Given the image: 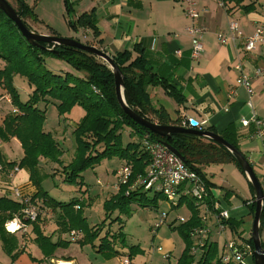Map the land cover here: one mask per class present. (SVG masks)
Returning <instances> with one entry per match:
<instances>
[{
	"label": "trees",
	"instance_id": "1",
	"mask_svg": "<svg viewBox=\"0 0 264 264\" xmlns=\"http://www.w3.org/2000/svg\"><path fill=\"white\" fill-rule=\"evenodd\" d=\"M15 10L24 26L35 32L28 22L38 23L33 7L25 3V0H5ZM65 10L67 27L77 32L79 29L90 30L92 36L97 35L95 28V17L93 11L82 13L74 17L73 4L70 0H61ZM224 2L225 0H220ZM14 4V5H13ZM50 36H56L49 30ZM36 33V32H35ZM79 42V40L74 39ZM92 46L91 43H82ZM97 48V47H96ZM100 47H98L99 49ZM100 50V49H99ZM51 56L63 60L71 69V72L53 73L46 69L44 57ZM114 64L119 68L123 77V98L126 106L139 116L150 122L164 125L177 126L181 124L170 121L165 110L156 107L150 98L149 89L160 88L165 95L172 98L176 103H181L179 93L170 86L167 80L159 77L153 72L142 49L135 47L132 51H124L111 56ZM0 88L6 93L11 106L16 112L5 116L0 127V139L15 138L23 152L19 162H5L0 156V173L9 172L14 168L28 171L29 178L36 188L35 195L30 199L31 204L37 209L41 208L38 202L46 209L59 211L61 232L67 233L77 230L83 234L80 245L89 244L93 247L95 240L99 241L97 249L99 252L107 251L115 255L117 251L114 245L124 246L125 234L119 226L117 232L107 229L100 237L108 219L100 224L89 228L82 214V205L77 199L72 198L68 203H60L42 190L38 180V169L41 160L49 161L62 168L63 182L81 184L78 179L89 169H93L103 159L117 158L130 167V176L125 185H120L116 194L111 195L103 204L106 213L112 210L130 213L132 203L141 208L157 207V202L163 201L164 197L154 193L153 198H146L142 188H132L135 180L142 176L149 163V157L142 145V139L148 135L150 139L161 144L170 146L182 159V162L191 170L197 172L204 180L207 192L211 184L205 180L203 169L210 165L233 164L243 175L239 165L233 156L220 145L190 134H173L168 138H161L148 133L147 130L133 122L126 116L116 98L114 78L111 70L106 64L96 57L71 47L41 44V48L30 46L22 37L18 28L0 10ZM14 77H20L30 87V93L25 102H21L18 91L14 87ZM53 105L59 116L69 113L74 107L83 110V115L72 131L74 152L72 160L62 164V149L57 140L50 132L43 130L46 107ZM127 129L130 139L137 136L136 141L122 144V132ZM208 132L214 133L212 129ZM237 150L236 143L220 136ZM54 174V173H53ZM46 176V175H45ZM244 176V175H243ZM42 177V176H40ZM252 194L251 203L248 204L249 212L253 216L254 190L248 183ZM209 197V194H208ZM207 204H213L211 198L206 199ZM186 204L190 217L186 222L180 223L176 228L184 248L177 259L176 264H226L218 256V248L214 243H206L198 260L191 254L193 241L190 234L194 230L204 227V223L198 217V209L194 206L191 198H181L177 207ZM78 206L77 210L74 207ZM23 208L18 202L7 197H0V243L1 249L11 262H14L18 252L17 238L6 232L4 225L14 217L18 218L23 226H30L34 235L33 244L40 250L43 259L51 260L57 247L65 246L64 243H53L51 237L43 234L40 228V218L37 216L34 222L20 217ZM120 220L118 217L114 221ZM109 222L108 225L111 224ZM120 223H122L120 221ZM112 233V234H110ZM260 236L264 234V208L260 215ZM247 244L252 248L251 239ZM64 244V245H63ZM264 248V239L261 243ZM137 249V247H130ZM136 255V250H129L128 259ZM34 262L35 259L31 258ZM227 264H237L229 262Z\"/></svg>",
	"mask_w": 264,
	"mask_h": 264
},
{
	"label": "crops",
	"instance_id": "2",
	"mask_svg": "<svg viewBox=\"0 0 264 264\" xmlns=\"http://www.w3.org/2000/svg\"><path fill=\"white\" fill-rule=\"evenodd\" d=\"M55 1L56 7L57 2L62 4V1ZM195 1L202 12L193 23L204 29L203 52L195 63L189 58L191 41L185 31L192 22L184 15L181 0H70L73 4L74 17L93 11L97 35L93 37L91 31L86 29H79L77 32L71 31L61 15V33L59 31L58 35L77 40L83 38L85 43L100 47L99 49L109 56L132 51L135 47L142 49L153 72L167 80L182 98V102L178 104L165 95L160 88H154L149 89L152 103L156 107L163 108L170 121L178 120L181 124L187 119H193L195 122L201 123V131L212 129L215 134L223 135L234 141L251 165L257 179L262 183L264 179V136L261 140L254 136L255 126L253 124L243 130L240 121L255 117L264 122V81L254 78L256 69L264 70V37L261 42L256 44L251 53H245L243 41L235 39L223 44L218 35L222 34L227 38L230 36L228 24L231 21L238 24L239 31L245 37L252 35L256 27L264 25V0ZM44 16L46 19L44 22L55 29V25L51 23V17L47 15L46 11H44ZM41 35H49V32L46 30ZM235 65H240L241 72L234 69ZM2 66L3 63L0 61V68ZM240 73L251 82L253 90L250 98L251 108L247 105L248 95L245 89L235 86V81ZM232 89H234V94L230 95ZM14 111L8 96L0 88V127L5 116ZM76 124H73V129ZM62 143H64L63 140L61 143L58 142L61 149L63 148ZM0 156L7 163L19 162L23 157L19 142L15 138L0 139ZM42 162L48 163L46 160H41L40 163ZM123 163V161H119V167ZM48 167L52 169L55 166L53 163H49ZM116 170L111 172L114 177ZM40 174L41 176L46 175L45 173ZM203 175L205 180L211 184L209 192H207V199L211 198L212 203L220 210H226L229 213V220L225 223L222 233H218L213 219L208 217L204 223L208 233L202 239L203 246L207 242L216 244L218 256L221 258L225 243L232 242L241 250L244 263L254 264L252 250L246 242L250 238L252 224V215L247 207L252 200L248 182L231 163L207 166L203 169ZM115 183L110 181L105 186V190L108 192L106 194H109V197L117 192ZM110 185H113L112 190ZM13 188L21 189L30 199L36 193L29 173L24 169L17 168V171L0 173V197H7L15 201L12 195ZM38 205L44 210L40 211L42 212L40 213L41 231L44 235L51 237L53 243H66V248L56 249L53 254L54 259L49 261L43 259L40 250L32 242L34 235L31 232V227L24 226L20 231L12 234L18 240L20 254L14 262H11L2 251L0 243V264H56L59 261L69 264H121L122 258H128L129 253H125L119 245L113 246V249L117 251L115 255L107 251L99 252L97 249L98 240L93 242V247L89 244L80 245L79 242L82 240L83 234L77 230L70 232H77L80 238L71 240L70 232L64 233L59 229L61 227L59 211L46 209L41 205V202H38ZM160 205L165 208L162 212L166 214H168L167 210L177 209L178 211L182 208L188 210L186 204L179 207L177 205L170 206L165 200L157 202L156 208ZM77 207L75 206L74 210H77ZM148 209L153 210L154 208ZM201 212V210L198 211L200 219L203 214ZM189 213L186 217L184 216L185 222L190 217ZM82 214L87 226L93 227L89 223L92 213H85L83 210ZM178 225L176 221L172 222L171 220L167 224V229L174 234ZM28 229L31 240L22 242L23 233H27ZM107 229L110 230V227H105L99 238L104 235ZM110 232L113 231L110 230ZM121 232L123 233L122 229ZM192 239L194 242L191 254L194 255L195 260H198L203 246L197 247V242L200 241L199 237H191ZM182 245L174 264L184 248V244ZM162 246L164 251L172 256L175 250L173 239L171 237L163 238ZM136 247L137 254L139 247ZM193 248L196 249L194 253L192 252ZM69 249L70 254L68 253ZM133 257L129 258L131 264ZM31 258L40 262H34Z\"/></svg>",
	"mask_w": 264,
	"mask_h": 264
},
{
	"label": "rangeland",
	"instance_id": "3",
	"mask_svg": "<svg viewBox=\"0 0 264 264\" xmlns=\"http://www.w3.org/2000/svg\"><path fill=\"white\" fill-rule=\"evenodd\" d=\"M58 1L61 2V0ZM55 2V0H25V3L27 5L33 7V11L38 19V23L36 24L28 22L29 26L32 27V29L37 34H41L46 30L48 32H50L49 30H51L56 35H58L59 31L61 33L60 25H62V19L60 15L63 16L65 20V10L61 3L57 2L58 5L56 7ZM44 11H46L47 15L51 17L50 21L53 25H55V29L44 22L46 21V19L44 18ZM71 15L74 16V12H72ZM58 37L65 38L59 35ZM79 40L81 43H85V40L83 38H79ZM44 59L46 69L52 71L53 73L61 74L65 72H71L70 67L61 59L51 56H46L44 57ZM13 81L14 87L18 91L20 101L25 102L27 99V95L30 93V87L20 77H14ZM82 115L83 110L79 107H74L69 113H66L62 116H59L57 114V111L53 105H48L46 107L43 130L45 132H50L56 138V140L58 139V142L61 143L62 140L64 141V143L61 144V146H63V158L61 157L63 165H67L72 160L74 152V142L72 136L73 124L77 123ZM129 134L130 133L127 129L122 132L121 141L123 145H125L129 141H136L137 136L130 139ZM49 163L51 162L48 161L47 164L44 162L40 163V169H38V180L40 181L42 190L47 194V197L52 198L60 203H68L71 198L75 197V199L81 202V205L83 207L82 211L84 210L85 213H92V217H90L89 221L92 226L100 224L105 218L108 219L106 221V225L110 226V230L113 232H117L119 226H122V231L125 234V244L122 247V250L125 253H129V250H135L134 248L130 249L131 246L139 247L138 253L133 257L132 264L175 263L176 257H178L183 243L180 237H178L177 235V230L173 234L172 232L168 231L167 224L171 220L172 222L174 220L178 224H180L179 219L185 222V217L189 213L188 210L186 211L183 208L178 211L177 209H173L171 211L167 210L168 216H166V223L160 226V229L158 228L159 230H154L153 226L155 225V223H157L159 214L162 213L163 210H165V208L161 205L156 209L149 210L148 208L137 207L132 203L131 205H129V214H126L124 211L119 212L118 210H112L111 213H106L104 211L103 204L109 199V194H106L108 192L105 190V186L110 181L114 183L116 181L111 172L119 169V160L117 158L103 159L93 169H89L84 172L82 174L83 177L78 179V183L79 181L82 182L81 184L79 183V185L75 183L70 184L63 182L61 166L53 164V166L55 167L51 169L52 165H50L51 167H48ZM40 173H45L46 176L43 175L42 177H40ZM112 186L110 185L111 190L113 188ZM145 196L146 198L150 199L153 198L154 193L152 191H148L146 192ZM40 211L43 212L44 210H42L41 208L38 209L39 218L40 213H42ZM117 217L120 220L111 223V220H115ZM120 221L122 223H120ZM108 222H110L111 224L108 225ZM23 235L24 236L21 238L22 242H30L31 234L29 232V229L28 232L23 233ZM169 237L173 239L175 250L172 253V256H169L168 253V257L164 258L162 253H165V251L164 247L162 246V241L163 238ZM261 239H264V234H262ZM66 246L67 245L57 247V249H65ZM158 247L162 249V252L157 251ZM68 253L70 254V249L68 250Z\"/></svg>",
	"mask_w": 264,
	"mask_h": 264
},
{
	"label": "built area",
	"instance_id": "4",
	"mask_svg": "<svg viewBox=\"0 0 264 264\" xmlns=\"http://www.w3.org/2000/svg\"><path fill=\"white\" fill-rule=\"evenodd\" d=\"M181 3L184 15L192 22L185 31L191 41L189 58L195 63L200 59L201 53L203 52L202 36L204 34V29L195 26L193 22L199 17L202 9L195 0H181ZM228 31L230 33L228 38L222 34L218 35L221 42L225 44L230 40H241L243 41V50L245 53H251L255 49L256 44L261 42L264 37V25L256 27L252 35L249 37H245L239 31L238 24L234 21L229 22ZM234 69L241 72L240 65H235ZM254 78L264 81V70L256 69L254 71ZM235 86L245 89L248 95L247 105L251 108L250 98L253 94V90L249 79L245 78L240 73V76H238L235 81ZM233 94L234 89L230 91V95ZM14 112H16V110ZM240 124L243 130H246L250 124H253L255 126L254 136L260 140L263 138V121L252 117L250 120L242 119ZM181 128H193L201 131V123H197L193 119H187L186 121L181 122ZM142 145L149 157V163L144 174L135 180L132 188H142L144 191L158 193L164 197V200L170 206H176L181 198H191L194 201V206L203 213L201 221L205 223L208 217H211L218 233H222L225 229V223L229 220V213L226 210H220L215 204H212L211 206L207 204V189L201 176L185 166L180 158L170 152L161 143L150 139L148 135L143 137ZM13 171H17V168H14ZM130 173V167L125 164L115 171V186L117 189L120 185H125L128 182ZM260 185L264 193V179ZM12 195L15 198V201L17 200L16 202L23 206L20 211V217L30 222H34L38 216V209L35 205L31 204L29 196L23 193L19 188H13ZM166 216L167 214L164 212L159 214L157 223L153 226L154 230L158 229L166 222ZM179 222L182 223L183 220L179 219ZM13 224L17 225V229L14 232H11L9 226ZM4 228L6 232L14 234L24 228V226L20 224L18 218L15 217L11 221L6 222ZM207 233V229L203 227L194 230L190 236L199 237L200 241L197 242V247H201L203 246L202 239ZM69 236L73 241L80 238V235L74 231L70 232ZM157 251L162 252V249L158 247ZM195 251L196 249L193 248L192 252L194 253ZM162 255L164 258L168 257V253L166 252L162 253ZM221 261L226 264L229 262L245 264L241 250L232 242L225 243ZM121 264H130V260L127 257L122 258Z\"/></svg>",
	"mask_w": 264,
	"mask_h": 264
},
{
	"label": "water",
	"instance_id": "5",
	"mask_svg": "<svg viewBox=\"0 0 264 264\" xmlns=\"http://www.w3.org/2000/svg\"><path fill=\"white\" fill-rule=\"evenodd\" d=\"M0 10L18 28L22 37L26 40V42L30 46L41 48V44L43 43V44L51 45L52 48L55 46L71 47L78 49L82 52L88 53L96 57L97 59L101 60L104 64H106L113 74L116 98L124 114L128 116L136 124L144 127L148 133L154 134L161 138H168L173 134H180V133L195 135L203 139L209 140L211 142H214L220 145L221 147H223L224 149H226L233 156V158L239 165L246 181L251 185V187L254 190L255 209L252 216V224L250 231V239L252 241V248H253L252 257L254 264H264V248L261 245L262 239L259 233L260 215L264 208V193L262 191L260 182L257 179L251 165L239 150L234 148L232 145L227 143L223 138H221L219 135L215 133L195 130L193 128L185 129L177 126H164L150 122L146 118L139 116L133 110L128 108L124 102L123 77L119 68L114 64L111 56H109L108 54L104 53L103 51L99 50L94 46L84 45L74 39L61 38L50 35H41L28 30L22 23L20 17L16 14L15 10L5 0H0ZM162 145L166 147L170 152L175 154L178 158H180L177 152H175L170 146L166 145L165 143H163Z\"/></svg>",
	"mask_w": 264,
	"mask_h": 264
},
{
	"label": "bare ground",
	"instance_id": "6",
	"mask_svg": "<svg viewBox=\"0 0 264 264\" xmlns=\"http://www.w3.org/2000/svg\"><path fill=\"white\" fill-rule=\"evenodd\" d=\"M9 228H10L11 232H14V231L17 229V225H15V224L10 225ZM56 264H69V263H65V262H63V261H62V262L59 261V262H57Z\"/></svg>",
	"mask_w": 264,
	"mask_h": 264
}]
</instances>
